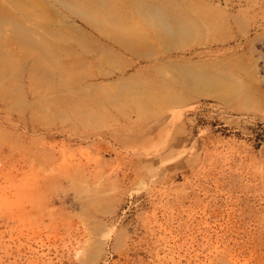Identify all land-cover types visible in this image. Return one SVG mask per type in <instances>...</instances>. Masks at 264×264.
Listing matches in <instances>:
<instances>
[{
	"label": "rangeland",
	"instance_id": "rangeland-1",
	"mask_svg": "<svg viewBox=\"0 0 264 264\" xmlns=\"http://www.w3.org/2000/svg\"><path fill=\"white\" fill-rule=\"evenodd\" d=\"M63 2L41 6L81 60L73 72L97 75L31 87V67L56 83L67 59L32 21L52 67L0 77V264H264V0H151L200 33L154 50L123 47ZM191 64L239 65L250 95L146 102Z\"/></svg>",
	"mask_w": 264,
	"mask_h": 264
},
{
	"label": "bare ground",
	"instance_id": "bare-ground-1",
	"mask_svg": "<svg viewBox=\"0 0 264 264\" xmlns=\"http://www.w3.org/2000/svg\"><path fill=\"white\" fill-rule=\"evenodd\" d=\"M63 1L65 2V3L63 2V5L66 4V6H68L67 8H72V10H69V11H73L71 13H74L75 10H77L76 11L78 12L77 15H79L82 18V20H84L88 25H90L91 27H93L94 29L98 30L101 33L107 34V36H109L113 41L128 49L137 48L138 50L139 47V48H144L146 50H154L156 47L158 48L159 46L160 48L163 49L170 44L177 42L179 43L180 40L192 41L193 39L196 38V40L198 41V39L200 38V33L197 30V28L193 25L191 18H189L188 12H185L184 10L176 12L174 8L165 5L163 3H159V5L158 4L153 5L151 0H63ZM42 4H43L42 0H0V25L5 23L3 27L4 26L6 27V23H8L7 25L11 24L13 28L12 36H8L5 33L3 34V32L0 31V77L4 78L8 75H14V78L16 79V77L19 76L21 72V68L23 67L24 63L29 60L31 64L33 61V66L34 68H36V70L39 67L41 68V66L46 67L47 63H49V67H52L53 65L52 63L54 62L55 57H51L50 56L51 54L49 55L48 52H43L44 54H41L42 52L40 51L39 47H37V43L35 41H32V36L28 35V34H32V21L33 24L35 23L37 26L38 24H40V27L44 28L47 35L50 36L52 35L51 40L53 38L54 39L56 38L57 40L62 42L61 44H66L65 46L60 45L61 47L58 45V43L56 45H58L62 50L66 51L64 55H66L67 59L68 58L69 59L67 60L65 57L59 55L60 59L63 57L66 60H62L63 58L61 59V62L58 61L59 59L57 60L59 64L56 69L59 71L57 72L58 81L56 83L53 81H49L47 79L46 74H44V76L46 77L41 76L43 80L35 77L33 75L34 72H32V67H31V71L29 73L31 87L33 82V85L42 84V86L47 91H52L58 87L70 88L72 84H75L77 82L79 83L84 78L96 76L97 74H93V73L90 74V73L73 72V67L76 68L77 64L79 65L81 63V60L78 57L74 59L71 57L74 55L73 53H71L72 51H70L71 46L70 43L67 41L68 39L66 38V40L64 41V35H63L64 31L62 30L63 31L62 32L60 29L54 28L53 23L58 18L55 10H53L51 7L50 8L42 7L41 6ZM58 16L60 15L58 14ZM169 21H171V24L168 23ZM51 43H53L54 46L53 45L52 46L54 47V50H56L55 49L56 45L54 44V41ZM156 43L158 44L156 45ZM46 61L48 62L46 63ZM49 61L50 62L52 61L51 62L52 65L50 64ZM54 66L56 67V65ZM49 67L47 66L46 69H48ZM55 67L52 69L54 70ZM49 70L50 69H48V71ZM240 72L241 70H239V65L237 66V65L227 64L225 67H222L219 64H213L207 67L200 66L198 68L197 64L196 65L191 64L189 70L183 72H181L180 70V73H178V77L173 79L172 81L173 89L167 90V92L165 93L166 98L163 95L164 93H160V92L154 94H148L146 97V102H148V104L150 102L162 103L165 100L166 104H170V105L179 104L183 101L182 98L183 95L180 96L179 94V92L182 91L200 96L211 95L217 97V99L222 101L235 99L239 97L243 91L246 92L245 91L246 89L243 88L244 87L243 81H240ZM169 76L171 77L172 75ZM51 77L52 76H50V78ZM170 79H172V77ZM11 82H15V81H11ZM7 84H9L10 86L11 85L10 81H8ZM160 86L164 87L163 83ZM248 87L247 90L250 89V87L249 89ZM8 88L10 89V87ZM253 89H255V87H253ZM0 93H1L0 99L3 98L11 99V96L7 95L9 91L3 90ZM20 93L21 92H19V94ZM247 93L248 92L244 94L249 96L250 94ZM11 94H13V92H11ZM259 95L262 94L260 93ZM19 96L20 95L15 96V98H18ZM55 100L53 103H55ZM136 100L139 102V97H137ZM46 117H44V119Z\"/></svg>",
	"mask_w": 264,
	"mask_h": 264
}]
</instances>
